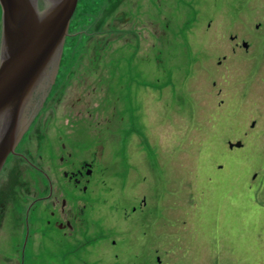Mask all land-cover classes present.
Wrapping results in <instances>:
<instances>
[{"label":"rangeland","instance_id":"obj_1","mask_svg":"<svg viewBox=\"0 0 264 264\" xmlns=\"http://www.w3.org/2000/svg\"><path fill=\"white\" fill-rule=\"evenodd\" d=\"M71 22L27 133L46 159L81 113L80 158L102 152L90 264H264V0H79ZM221 99L246 120L215 139ZM67 250L86 263L83 239L53 253Z\"/></svg>","mask_w":264,"mask_h":264},{"label":"flooded vegetation","instance_id":"obj_2","mask_svg":"<svg viewBox=\"0 0 264 264\" xmlns=\"http://www.w3.org/2000/svg\"><path fill=\"white\" fill-rule=\"evenodd\" d=\"M46 1L38 0L39 7L43 8ZM230 38H236L232 46L235 54L241 50L243 42H247L244 39L242 42L238 41L235 35ZM245 47L247 48V45ZM77 74L79 70L75 72V76ZM52 75L49 70L35 90V95L27 103L26 118L20 125L26 132L18 137L15 151L8 155L0 171V264H44L45 255H48V261L53 264L60 261H63L61 264H77L64 260L70 251L62 252V258L57 260L60 255L53 253V250L58 247L62 251L82 239L86 251L85 264H90L88 241L91 228L88 214L92 195L88 194V191L89 188L92 191V180L102 172V152L101 156L93 153V158H80V148L84 145L78 136V131L82 128L79 126H83L81 113L76 112L78 128L72 130L69 144L61 135L52 140L46 159L41 156L36 158L31 149L35 141L33 137L37 132L32 135L27 133L33 128L38 113L44 107L57 81L51 86ZM222 76L228 75L224 73ZM236 95L240 96L237 93ZM224 102L225 100L221 99L217 112L211 113L213 121L210 133L207 134L209 137L217 139L245 126V114L239 112L237 120L232 123L231 103L224 107ZM228 122L231 124L227 126ZM96 146L97 151H103L100 142H96ZM134 209L137 210V207ZM2 245L9 248L3 250Z\"/></svg>","mask_w":264,"mask_h":264},{"label":"water","instance_id":"obj_3","mask_svg":"<svg viewBox=\"0 0 264 264\" xmlns=\"http://www.w3.org/2000/svg\"><path fill=\"white\" fill-rule=\"evenodd\" d=\"M0 171L26 131L17 123L30 95L51 70L59 72L69 25L79 0H0ZM231 147L242 142L230 143Z\"/></svg>","mask_w":264,"mask_h":264},{"label":"crops","instance_id":"obj_4","mask_svg":"<svg viewBox=\"0 0 264 264\" xmlns=\"http://www.w3.org/2000/svg\"><path fill=\"white\" fill-rule=\"evenodd\" d=\"M263 116H264V113H263ZM258 119H259V116H257L256 121H258ZM263 133H264V131H262V130H258L257 133H256V138L259 140V142H261L260 145L263 143V140H264V134Z\"/></svg>","mask_w":264,"mask_h":264},{"label":"bare ground","instance_id":"obj_5","mask_svg":"<svg viewBox=\"0 0 264 264\" xmlns=\"http://www.w3.org/2000/svg\"><path fill=\"white\" fill-rule=\"evenodd\" d=\"M2 20V19H1ZM0 25H1V22H0ZM1 31H2V25H1ZM0 36H1V32H0ZM2 37V36H1ZM0 41H1V38H0ZM35 95V91H33V93L30 95V99H32L33 98V96ZM26 118V115H25V113L23 114V117H21L20 119H19V122L17 123L19 126L21 125V121L23 120V119H25ZM8 157V156H7Z\"/></svg>","mask_w":264,"mask_h":264},{"label":"trees","instance_id":"obj_6","mask_svg":"<svg viewBox=\"0 0 264 264\" xmlns=\"http://www.w3.org/2000/svg\"><path fill=\"white\" fill-rule=\"evenodd\" d=\"M0 22H1V4H0ZM0 32H1V25H0ZM0 38H1V36H0ZM70 38V37H69ZM69 38H67V41H68V39ZM70 41V40H69ZM68 50V49H67Z\"/></svg>","mask_w":264,"mask_h":264}]
</instances>
